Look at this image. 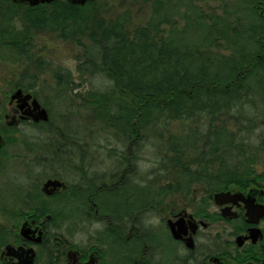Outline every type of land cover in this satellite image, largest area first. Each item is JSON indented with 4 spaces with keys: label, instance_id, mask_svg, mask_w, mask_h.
<instances>
[{
    "label": "flooded vegetation",
    "instance_id": "obj_1",
    "mask_svg": "<svg viewBox=\"0 0 264 264\" xmlns=\"http://www.w3.org/2000/svg\"><path fill=\"white\" fill-rule=\"evenodd\" d=\"M93 1L80 5L75 0L36 4L35 0H0V12L7 15L11 4L22 16V12H54L57 7L86 8ZM10 19L0 18V34L7 26L28 28L29 38L19 43L35 55L34 60L42 61V76L49 64L36 57L37 39L43 34L60 39L59 35L29 26L26 18H13L12 25ZM2 43L0 59L9 61L10 48ZM49 74L51 78L52 72ZM57 82L25 75L0 79V179L10 182L12 161L24 163L30 179L22 190L27 198L24 207L11 213L0 207V264H264V215H250L264 210V120L259 142L253 148L256 157L246 162L255 173L236 179L244 181L241 184L232 179L223 191L208 195L197 187L187 195L181 189L182 175L176 176L172 169L161 176L166 183L159 186L163 190H156L151 173L146 178L140 175L141 153L135 136L128 141L123 133L111 128L121 149L110 152L116 159V169L107 173L102 172V165L94 168L89 158V137L80 141L77 133L61 132L55 121L46 86L53 87ZM73 83L84 85L75 79ZM261 97L264 104V83ZM44 109L48 120L36 121L34 117ZM27 129L37 136L35 149L27 150L34 157L26 159L11 147L18 145L19 135ZM49 181L61 183L50 195L46 191L54 188H46ZM6 187L1 193L7 191ZM220 192L243 197L249 207L240 198L218 205L214 195ZM58 214L67 217L58 222ZM90 226L102 228L92 239L80 241L79 235L87 234ZM9 246L18 255H11Z\"/></svg>",
    "mask_w": 264,
    "mask_h": 264
},
{
    "label": "trees",
    "instance_id": "obj_2",
    "mask_svg": "<svg viewBox=\"0 0 264 264\" xmlns=\"http://www.w3.org/2000/svg\"><path fill=\"white\" fill-rule=\"evenodd\" d=\"M148 1L151 14L134 30L129 29L130 14L106 21L98 0L86 8L57 7L22 16L10 3L8 14L0 12V18H11L9 23L26 18L39 31L57 32L60 39L80 44L84 61L73 70L58 65L51 71L61 105L70 110L78 103L76 107L90 110L128 141L135 136L138 152L155 140L164 165L160 175L172 169L181 174L187 195L197 187L208 195L223 191L232 179L241 184L236 179L255 172L250 164L240 169L230 163L234 138L224 119L245 100L261 96L264 0ZM7 27L0 42L9 46V58L25 66L22 76L41 78L42 61L19 43L29 38L28 28ZM86 74L103 76L111 88L80 92L74 76L86 79ZM203 119L209 120L208 127L190 128L184 138L168 132L172 123L202 125ZM152 183L156 186V179ZM66 217L58 214L57 221Z\"/></svg>",
    "mask_w": 264,
    "mask_h": 264
},
{
    "label": "rangeland",
    "instance_id": "obj_3",
    "mask_svg": "<svg viewBox=\"0 0 264 264\" xmlns=\"http://www.w3.org/2000/svg\"><path fill=\"white\" fill-rule=\"evenodd\" d=\"M98 1L101 8L100 15L108 22L116 20L122 14H130L132 20L129 27L130 30L144 25L151 14V7L149 6V1L146 2L147 0ZM235 1L236 0H230L231 3ZM215 5L216 4H212L211 7L213 8ZM85 42L88 43V41ZM36 46V57L38 58L41 56L46 60V63L49 64L48 70H46V73H44L41 78L51 79L48 78L50 76L49 72H51L50 69H54L58 65L73 70L75 66L78 65L79 61H84V51L80 44L75 41L64 42L54 36L50 37L43 34L42 38L37 39ZM0 53L2 52L0 51ZM11 60L12 59L3 61L0 59V79L7 78L14 80L19 78L24 72V67L19 66L18 63ZM29 73L31 72L29 71ZM85 76V80L81 78V75L74 76V79L77 80L79 84L83 81L84 85L79 87V91H82L84 94L90 89L107 91L111 88V83L101 75L91 77L89 74H86ZM46 89H48L46 96H48L49 106L54 112L55 121L59 122V127L62 128L61 132L67 131L69 133H77L78 140L80 141L82 139L85 141L88 136L91 164H94V168L96 169L98 168L96 166L102 165V172H114L116 169V159L113 157V154H110V149H116L117 153L120 149L119 141L116 140L113 135L114 131L104 127L98 122L90 110H84L75 106H71L70 110L63 108L59 102L60 95L58 87H46ZM262 101L263 99L260 95L253 99H247L237 110L226 114L228 116L226 117L227 120L224 119L229 132L233 134L232 136L234 138L232 139L234 149L231 151L230 163L235 164V167L240 169H244L249 159L256 157V151L253 148H255L256 144L259 142V129L264 120V104ZM202 122L204 123L202 125L190 123L187 125L188 127L185 124L180 125V123H172L169 125L168 132L179 134L184 138V136L188 134L190 128L195 129L201 126L208 127L209 120L203 119ZM203 129L205 130L206 128ZM36 136L37 134H35L32 129L25 130L23 134L19 135L20 142L18 145L11 147L12 152H21L22 158H33L34 156L28 154L27 150L29 148H31V150L35 149L34 145L36 143L34 137ZM158 150L159 146L155 143V140L152 144L144 143L140 149L141 154L139 158H141V161L139 160L138 163V169L142 178H146V174L151 173L153 178L156 179V186L153 185V188L156 187V190L160 188L159 186L166 184L163 177H159L161 176L160 173L163 172V160L160 159L157 153ZM23 152L26 153L23 154ZM214 166H217L215 162ZM12 167H14V169L10 171V182L6 183L5 179H0V207L7 208L10 213L26 205L27 198L22 190L23 187L26 188L30 180L27 174L28 172L26 173L27 170L25 169L26 165L24 163L19 161L14 164V161H12ZM151 178L152 177L148 179ZM5 187L7 191L3 194L1 192ZM101 228V226H90L88 228V233L80 234L78 239L81 241L89 238L90 240L93 236L98 234V230H101Z\"/></svg>",
    "mask_w": 264,
    "mask_h": 264
},
{
    "label": "water",
    "instance_id": "obj_4",
    "mask_svg": "<svg viewBox=\"0 0 264 264\" xmlns=\"http://www.w3.org/2000/svg\"><path fill=\"white\" fill-rule=\"evenodd\" d=\"M38 1H43V2H50V1H53V0H35V4L38 2ZM88 0H75V3L77 4H80V5H85L87 3ZM21 92H18L17 95H20ZM38 105V108H39V104L36 103ZM35 120L36 121H40V120H43V121H47L48 120V114H47V111L44 109L42 111H40V113H38L35 117ZM52 186L54 189L49 192V191H46L47 194H53V192L55 191V189L57 187H61V183H59L58 181H49L47 184H46V188ZM233 198H240L242 199L244 202H246L247 206L249 207V202H247L245 199H243V197H237V195H232L231 193L229 192H220V193H217L214 195V200L215 202L218 204V205H225L226 203H228L231 199ZM258 211V210H257ZM255 213V214H254ZM259 216H263L264 215V210H262V212L260 213H257V212H252L250 215H258ZM24 232V230H23ZM173 232H174V235L178 238L179 236L176 234V232L174 231V228H173ZM9 250V252L11 253V255H18V251L13 248L12 246H9L7 248Z\"/></svg>",
    "mask_w": 264,
    "mask_h": 264
}]
</instances>
